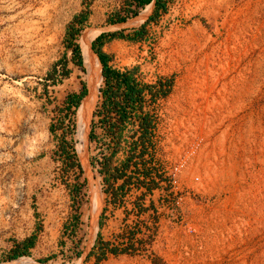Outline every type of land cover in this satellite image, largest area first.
Instances as JSON below:
<instances>
[{"label":"rangeland","instance_id":"374dc122","mask_svg":"<svg viewBox=\"0 0 264 264\" xmlns=\"http://www.w3.org/2000/svg\"><path fill=\"white\" fill-rule=\"evenodd\" d=\"M135 2L0 0V264H264V0H161L164 9L141 33L153 3L136 7ZM147 4L151 7L137 21ZM133 9L137 14L121 24L108 23L115 13L129 15ZM80 13L87 18L76 42L86 29L91 40L99 33L104 39L112 32L127 34L130 39L105 42L110 65L135 68L142 83L169 81L167 114L183 122L164 123L174 133L185 130L202 138L178 174L179 187L189 192L178 204L163 184L145 206L140 190L119 184L111 190L122 198V208L103 214L110 185L97 169L109 137L96 125L97 138H87L90 121L98 118L93 111L101 100L100 72L83 114V141L77 138L79 108L70 115V136V126L63 124L81 171L62 162L61 130L52 134L48 126L66 93L87 84V72L70 61L62 79L59 72L52 78L46 72L64 55L70 57L64 31ZM181 80L200 90L193 104L198 109L179 107L171 97ZM143 96V111L161 119L163 104ZM166 127L158 121L156 147L145 160L147 172L157 178L159 161H173L162 142ZM136 169L131 162L124 179L130 181ZM127 225L136 233L129 251L113 254L95 247L97 233L107 240ZM31 236L28 255L7 259L15 242Z\"/></svg>","mask_w":264,"mask_h":264},{"label":"trees","instance_id":"16d2710c","mask_svg":"<svg viewBox=\"0 0 264 264\" xmlns=\"http://www.w3.org/2000/svg\"><path fill=\"white\" fill-rule=\"evenodd\" d=\"M150 1L151 0H136L135 5L136 7L143 6L144 4L149 3ZM152 3V12L141 24L139 30L140 32L137 33H141L144 23L146 21L151 18H154V16L157 15L159 10L164 9V5L161 0H152ZM136 14L137 9H133L132 11H130L129 15H118L115 13L114 19L108 20V23L122 22L128 16ZM86 18V14H76L73 16L72 20L66 25L64 31V44L65 48L70 51V57L66 59L64 55V57L57 60V62H54L51 65L50 69L46 72L47 77L52 78L53 74L57 72H59V79L66 77L70 72L67 66L68 61L72 62L74 65L80 68H82L83 64L84 68H86L84 63L85 59L83 58L81 48V37L84 32H81L82 35L80 34L81 37L79 36L80 40L78 39V43L76 42V35L80 30V26L86 20ZM75 24H77V27L75 26ZM114 37L130 39L127 34H124L120 31L109 33L107 39L103 38V33H99L90 41V49L95 54L100 65L102 86L98 89L101 100L98 102L95 107V110L93 111V117L98 116V118L95 120L92 118V120L90 121L89 129L87 132V138L90 140L97 138L96 132L94 131V127L96 125L99 126L103 130V133L109 137V141L106 144L108 152L103 155L101 169H97L98 173L102 177V180L107 182L108 184H110V179L115 180L123 174L121 172L117 173L118 171H123L129 166L131 162L136 164L137 161L135 159L133 160V157L135 156L134 152L137 149V144H139L140 147L137 149L138 152L136 154V157L138 158L139 162H141V164H144V160L141 157L143 154V142L147 140L150 135L151 116L146 111H143L142 99L145 91L152 93V89L154 87H156L157 85L160 87L162 85L160 79H157V81H155L154 83H142L133 75L136 71L135 68H126L123 70H119L118 68L112 67L109 64L111 56L105 51H103L101 46L104 42ZM86 85L84 82H81V86L78 92L66 93L64 99L60 103L61 106H57L58 109L61 110L60 113L57 115V118L54 119V121H52L48 126V130L52 134L56 129L61 130L58 142L61 160L62 162H64V164L70 167H76L79 172L81 171V167L76 159L72 138H66V133L64 131L65 128L63 126L65 125V123L67 127L70 126V128L68 129L70 136L73 133V121L70 115H72L75 109H78L81 103L87 99L89 91H87L88 85L87 88ZM159 90L161 91V89ZM86 93L88 95H86ZM132 114L137 120V124L136 126L132 125V132L128 134V137L131 139L130 147L127 154L125 155L124 160L120 164L121 167H116L112 165V157L121 148L119 142L125 128L124 120ZM133 137H136L135 141L132 139ZM70 194L72 195V191H70ZM97 236L98 239L95 244V247L97 246V248L101 250V252H103L102 250L105 247L100 242L99 233H97ZM33 238L34 237L31 236L23 239L20 242H15L13 247L9 249L10 253L7 255V259H15L19 255H28V249L33 245ZM107 250L113 254H116L118 252L115 248L112 247ZM90 253L91 251L88 254ZM95 260L97 261L98 257H96Z\"/></svg>","mask_w":264,"mask_h":264},{"label":"built area","instance_id":"2783aa9c","mask_svg":"<svg viewBox=\"0 0 264 264\" xmlns=\"http://www.w3.org/2000/svg\"><path fill=\"white\" fill-rule=\"evenodd\" d=\"M160 81L162 82V85L160 87L158 85L154 87L152 89V93L148 91L144 92L145 98H150L153 104H163L164 107L163 114H161V119L158 117L154 119L152 118V115H150V112L148 113L151 116V128L148 139L143 142V154L141 157L144 160V164H141V162H139L138 158L136 157V154L138 152L137 149L140 147V145L137 144V149L134 152L135 156L133 157V160L135 159L137 161L135 164L137 166V171L134 173V177H131V180L129 181L124 179L126 177L125 174H127L126 170H124V174L121 175L119 178H116L114 182L110 183V187L108 189H105L103 207V214L105 215H109L110 213L113 214L115 209L118 208V206L122 208V204L119 202L122 198L119 199V197L114 195L112 193L113 191L111 190L112 188L115 190L119 184L120 186H122L123 190L130 187H134L140 190L143 193V198L140 200V204L143 206H145L144 201L146 200V198H152L151 193L158 187H160L162 184L164 186H167L168 192H171V194L173 195L174 200L172 202L175 204H178L179 201H181L186 195H189L187 189L179 187L178 174L182 171L187 162H189V160H191V158L194 156L195 152L197 151L198 147L202 142V138L199 136V134L186 132L185 130H181L179 133H174L173 128L169 126L171 124L164 123L167 120L173 123L175 118L173 119L171 118V115L167 114V108H169L171 105L167 98L171 85L169 81L166 82L167 80L160 79ZM159 89H161V91ZM192 107L193 109H198L194 105ZM186 109L190 110L189 107ZM153 116H155V114H153ZM158 121H160L161 125L167 126L166 128H164L166 133H161L162 142L166 148L165 156L168 155V153L170 154L171 152V155L173 157V161L170 164H167L164 161L168 160L165 159L166 157L164 158L163 162L159 161L158 165L160 166V169L157 170V173H162L161 178L155 177L154 173L147 172V167H145L148 166L145 164V160L149 157H152L156 147L154 134L155 129L157 128ZM175 122L176 124L180 125L182 124L183 120L176 118ZM136 124L137 120L135 119L133 114L128 116L124 120L125 128L119 142L121 148L118 150L119 152L123 153L124 156L129 150L131 141V139L128 137V134L126 133L127 131L125 130L128 128H132V125L136 126ZM185 124H187V122H185ZM132 139L135 141L136 137H133ZM173 151H175L174 156L172 154ZM140 165H142V168L140 167ZM152 179L154 181H152ZM163 200V197H161V201ZM164 202L167 203V201ZM130 209L135 210L133 207H131ZM133 229L134 228L132 227V225H127L126 227L116 231L113 235V238L103 240L100 237V242L104 245V247H107V249L112 247L115 248L118 252H127L130 250L131 244L136 238V233L133 231Z\"/></svg>","mask_w":264,"mask_h":264},{"label":"bare ground","instance_id":"6f19581e","mask_svg":"<svg viewBox=\"0 0 264 264\" xmlns=\"http://www.w3.org/2000/svg\"><path fill=\"white\" fill-rule=\"evenodd\" d=\"M148 7L149 6H147L142 11V13L140 15H138L137 18H135L137 21L143 19L145 14L148 12V9H147ZM85 31H84V33H83V35L81 37V48H82L83 58L85 59L84 63H85L86 72H87V85H88L89 97H88V99H86L85 102H83V104L79 107L78 112H77L78 113V116H77L78 137L77 138L81 142L83 141V138H85L84 135H83L84 134L83 132L86 131L83 128V126L85 125V124L83 125V119H84L83 118L84 117L83 114L85 113L86 108L88 107V105L90 104V102L92 101V99L94 97L93 95H94V91L96 89V85L98 84V81H99V72H100L99 71L100 70V65L98 63V60H97L95 54L91 51V49L89 47V43H90V40H91L90 33L89 32H85ZM95 31H93V32H95ZM76 136H77V134H76Z\"/></svg>","mask_w":264,"mask_h":264},{"label":"crops","instance_id":"0c3cea01","mask_svg":"<svg viewBox=\"0 0 264 264\" xmlns=\"http://www.w3.org/2000/svg\"><path fill=\"white\" fill-rule=\"evenodd\" d=\"M147 6H151V4L145 5V8ZM122 22L113 23V25H119ZM104 45H105V42L101 46L103 51H105ZM110 62L111 60L109 61V64ZM119 70H122V69H119ZM133 75L135 76L136 79L139 80V73L137 70L134 72ZM178 84H179V87H177L178 89L174 91L173 93H171L173 95L171 97H174L173 100L175 101V103L178 104L179 107H182V108L188 107L189 105L190 106L193 105L196 102L195 96H197L200 93L199 89L196 87H191V84H189V82L187 83L182 80L178 81ZM125 131L131 133L132 128H128ZM124 158H125L124 154L117 151L112 157V165L114 166L120 165L121 162L124 160Z\"/></svg>","mask_w":264,"mask_h":264}]
</instances>
